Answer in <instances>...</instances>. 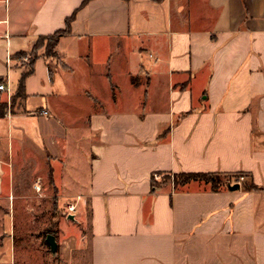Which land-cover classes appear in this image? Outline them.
<instances>
[{
  "label": "crops",
  "instance_id": "1",
  "mask_svg": "<svg viewBox=\"0 0 264 264\" xmlns=\"http://www.w3.org/2000/svg\"><path fill=\"white\" fill-rule=\"evenodd\" d=\"M84 1L0 0V85L16 94L11 57L64 30ZM99 46L110 57L94 88L88 55ZM57 49L68 70L39 60L19 113L0 119V264L21 259L16 217L31 166L78 98L91 108L87 176L59 185L53 170V182L59 199L83 203L89 264H264V0H91ZM155 174L239 176L262 191L153 189Z\"/></svg>",
  "mask_w": 264,
  "mask_h": 264
},
{
  "label": "rangeland",
  "instance_id": "2",
  "mask_svg": "<svg viewBox=\"0 0 264 264\" xmlns=\"http://www.w3.org/2000/svg\"><path fill=\"white\" fill-rule=\"evenodd\" d=\"M38 40L29 52H24L23 56L13 61L15 68H18L22 73L27 71L31 53L37 45ZM68 45L69 43L64 42L60 46L61 51L65 50ZM80 46L79 52L83 51L86 53L88 44L85 42ZM45 47H47V42L44 43L43 49H40L37 53L39 55L44 54ZM105 47L99 46L96 48V51H91V54L88 55L91 65H93L92 78L96 79L91 85L94 88H97L101 84V78L110 57V55L105 53ZM57 58L58 60L52 58L47 60L50 63V69L53 66L63 64L58 53ZM74 66L80 75V78L77 77L79 78L77 79V83L82 85L85 81L82 77L84 72L83 66L77 63V61ZM39 78H41L39 74L33 78V82L30 84L32 91L37 89ZM3 83L10 87L8 80H5ZM14 95L15 93H12V91L11 96L5 94L4 102L0 104V107L7 115H11L13 110H18L19 113L21 104L23 103L18 100L13 106ZM36 106H40V101L30 99L29 107L34 108ZM76 106L77 112L75 111L69 115L66 113L64 117L59 115L61 119L58 120L59 123L55 126L54 134L48 139L49 150H46V148V152L39 159L40 162L37 161L31 166L33 174L30 175L31 181H28L26 184V187L30 189V193H28L29 198H24V201L19 205V212L16 217L18 254L21 257L18 264H89L91 254L88 226L89 217L85 213L80 214L83 203L81 204L79 198L76 199V197L73 199H59V196H57L58 191L55 187L56 183L61 185L64 180L67 183L74 182L73 179L77 175H81L80 177L83 180L87 176L88 167L85 161V154L89 152L91 138L89 135L90 128L87 127L84 119L91 112V108L83 98L76 99ZM36 115L39 116L40 114L36 113ZM60 144L62 145L60 146L61 152L57 154L59 150L57 148ZM53 155L60 156L53 158ZM53 170H55V184L53 182ZM153 181L156 184L168 181L174 182L172 178L163 179L159 174L153 176ZM233 181L229 185L232 186L244 182L243 178L240 179L239 183H236L235 180ZM75 191H71L74 196L76 195ZM71 204H74L76 207L75 214H71L75 216V222L67 220V217L70 215L67 207ZM82 214L84 215V219ZM48 235L54 236L58 244L57 255L55 257L51 255L50 249L46 244V237Z\"/></svg>",
  "mask_w": 264,
  "mask_h": 264
},
{
  "label": "trees",
  "instance_id": "3",
  "mask_svg": "<svg viewBox=\"0 0 264 264\" xmlns=\"http://www.w3.org/2000/svg\"><path fill=\"white\" fill-rule=\"evenodd\" d=\"M91 0H85L79 10L84 8ZM124 1H129V0H124ZM77 10L69 19L65 21V29L62 31H59L55 33L53 36L50 37H41L38 40L37 45L34 47L33 52L31 53L29 65L27 68L26 72H23L20 76L18 86H17V91L16 94L14 95L13 98V106L15 105V102L20 100L24 102L26 100V94H25V84L28 78H30L34 74V66L38 60H49V59H56L57 58V47L59 44V40L65 36H69L72 34V24L76 19V16L78 14ZM47 42V47H45V53L39 55L37 52L42 50L44 47V43ZM23 53H19L15 56L12 57V61L17 60L18 57L23 56ZM62 69L68 70V68L60 64ZM1 82V80H0ZM7 116V113L0 107V119L5 118ZM241 177H229V176H221L217 174H181L174 176V185L175 187L179 186H186L190 183H203L206 185L211 186L212 190L214 192H218L221 188L227 187L229 183H231L233 180H235L236 183L240 182ZM234 182V181H233ZM241 186L245 187V190L251 192V191H262V189H259L255 185H253L251 182L250 183H245L244 185ZM152 187L153 189L158 188V184H156L154 181H152Z\"/></svg>",
  "mask_w": 264,
  "mask_h": 264
},
{
  "label": "water",
  "instance_id": "4",
  "mask_svg": "<svg viewBox=\"0 0 264 264\" xmlns=\"http://www.w3.org/2000/svg\"><path fill=\"white\" fill-rule=\"evenodd\" d=\"M228 190L230 192H237V191L240 190V185L239 184H235V185H232V186L229 185L228 186ZM67 220L68 221H72V222L76 221L75 220V216H73L71 214L67 217ZM46 244L48 245V247L50 249L51 255L53 257H55L57 255V250H58V244L56 242V238L54 236L48 235L46 237Z\"/></svg>",
  "mask_w": 264,
  "mask_h": 264
},
{
  "label": "built area",
  "instance_id": "5",
  "mask_svg": "<svg viewBox=\"0 0 264 264\" xmlns=\"http://www.w3.org/2000/svg\"><path fill=\"white\" fill-rule=\"evenodd\" d=\"M0 93H5V94H8L11 96V90H10V87L5 85V84H2L0 85ZM41 115H47L46 112H43L41 113ZM67 211L69 212V214H75L76 212V207L75 205L71 204L67 207Z\"/></svg>",
  "mask_w": 264,
  "mask_h": 264
}]
</instances>
